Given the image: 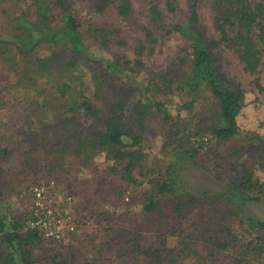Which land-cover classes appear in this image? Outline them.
<instances>
[{"label":"rangeland","instance_id":"374dc122","mask_svg":"<svg viewBox=\"0 0 264 264\" xmlns=\"http://www.w3.org/2000/svg\"><path fill=\"white\" fill-rule=\"evenodd\" d=\"M61 1L63 6L58 0H40L46 31H60L66 9L95 58L133 61L142 47L143 72L156 80L154 97L172 106L190 101L178 86L190 77L191 45L170 32L189 16L188 0H129L132 12L126 18L117 16L115 0ZM215 2L199 0L198 23L190 29L208 42L216 74L243 88L241 127L264 133V92L252 83L257 79L264 87V44L260 67L255 74L247 72L215 29ZM169 3L175 12L168 10ZM35 5L34 0H0V34L20 33V18L37 24ZM262 28L263 22L256 32ZM147 32L152 38L145 37ZM39 59L48 67H37ZM99 68L51 42L24 54L0 41V214L21 239L16 264H264V230L246 220L252 216L264 223V146L241 138L214 140L209 127L217 124L218 107L203 89L191 110L172 125L144 115L143 127L134 128L143 139L144 165L131 182L121 166L88 144L102 133L106 119L132 122L139 111L138 94L119 91L117 79ZM84 94L98 109L100 122L83 113ZM119 102L125 116L115 111ZM169 132L175 135L172 140ZM177 149L191 152L192 159L179 161L173 154ZM171 164L182 176L187 202L198 201L180 208L177 197H167L154 214L144 215L148 180L162 178ZM248 177L260 188L248 189ZM40 187L62 229L57 236L37 230L40 240L27 246L32 192ZM228 189L259 201L243 214L216 197ZM8 251L0 242V264L9 263ZM147 251L159 259L151 262Z\"/></svg>","mask_w":264,"mask_h":264},{"label":"trees","instance_id":"16d2710c","mask_svg":"<svg viewBox=\"0 0 264 264\" xmlns=\"http://www.w3.org/2000/svg\"><path fill=\"white\" fill-rule=\"evenodd\" d=\"M34 1H36L37 24L20 18L17 25L20 33L14 36L0 34V41L15 47L16 50L24 54H30L33 48L41 42H51L68 48L78 57V60H84L89 64H98L99 69L105 72V75L116 78L119 82V91L124 90L138 94L139 111L136 112V118H132V122H123L121 118L111 116L103 122L102 133L96 134V137L93 136V139L88 143L90 149L106 153L110 160L121 166L122 173L128 177L129 181L134 182L133 173L136 170L142 171L144 165L141 154L143 139L134 131L135 127L138 129L143 127L144 115L158 117L163 123L172 125L180 119L182 112L191 110L194 99L203 89H208L213 94L218 107L217 124L209 127V132L214 140L225 142L241 138L264 146L263 132L245 130L241 127L240 115L246 106L243 88L238 83L226 82L216 74L208 42L190 29L191 26L198 23L197 6L199 0H188L192 5L189 16L183 23L175 22L170 31L186 39L191 45L190 77L183 85L178 86L179 91L188 96L190 101L179 106L169 105L154 97L153 89L156 86V80L143 72L144 49L142 47L136 50V59L133 61L123 60L122 63H117L110 58H95L80 33L76 18L70 12L64 9L61 16L60 31L51 34L43 28L45 14L40 0ZM58 4L64 5L61 0H58ZM114 7L119 18H126L132 12V5L129 0H115ZM167 8L171 12L174 11L173 5L170 3ZM262 22L264 23V0H216L215 2V29L221 35V39H228L245 70L251 74H255L262 63L264 28L256 32V28ZM145 37L152 38L151 33L147 32ZM41 63L46 68L48 67L47 63L45 64L44 60L40 59L37 61V67H40ZM252 83L258 92H264V87L257 79ZM183 94L181 95L183 96ZM120 104V102L115 104L119 107L115 111H120L121 115L125 116ZM81 109L88 118L101 121L99 114H97L98 109L92 105L86 94L83 96ZM167 137L172 140L175 135L169 132ZM179 151L177 149L173 152L179 161L192 159L191 152ZM252 180L253 177H248V189L260 188ZM147 183L148 188L143 196L142 208V212L146 216L154 214L161 200L167 197H177L180 208L187 204L194 205L198 201L197 198H194L187 202L189 195L186 191L182 193L185 186L181 174L176 169V164L169 165L162 178L151 179ZM216 197L235 205L243 214L244 209L249 204L259 201L258 198L236 189L218 191ZM246 220L255 223L264 230V223L256 218L248 216ZM24 238V243L27 246H31L40 240L37 230H27ZM20 240L16 234V228L14 226L10 228V224L0 214V242L9 250L8 264H16L15 249L16 243ZM144 254L151 262H156L159 259L150 251L144 252Z\"/></svg>","mask_w":264,"mask_h":264},{"label":"built area","instance_id":"2783aa9c","mask_svg":"<svg viewBox=\"0 0 264 264\" xmlns=\"http://www.w3.org/2000/svg\"><path fill=\"white\" fill-rule=\"evenodd\" d=\"M32 194L34 197V216L27 221V229L40 230L47 232L46 235L57 236L61 232L62 221L56 216L58 213L48 204L45 188H34Z\"/></svg>","mask_w":264,"mask_h":264}]
</instances>
